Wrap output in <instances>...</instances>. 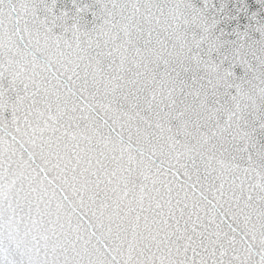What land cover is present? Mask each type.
<instances>
[{
	"label": "snow or ice",
	"instance_id": "1",
	"mask_svg": "<svg viewBox=\"0 0 264 264\" xmlns=\"http://www.w3.org/2000/svg\"><path fill=\"white\" fill-rule=\"evenodd\" d=\"M0 264H264V0H0Z\"/></svg>",
	"mask_w": 264,
	"mask_h": 264
}]
</instances>
